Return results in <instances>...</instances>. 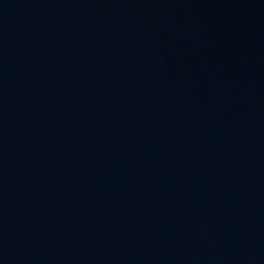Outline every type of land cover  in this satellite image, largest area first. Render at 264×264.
<instances>
[{"label": "water", "instance_id": "95a60500", "mask_svg": "<svg viewBox=\"0 0 264 264\" xmlns=\"http://www.w3.org/2000/svg\"><path fill=\"white\" fill-rule=\"evenodd\" d=\"M0 264H264V0H0Z\"/></svg>", "mask_w": 264, "mask_h": 264}]
</instances>
